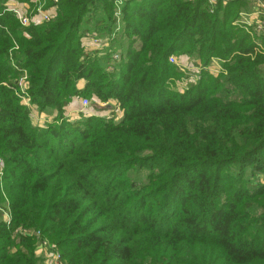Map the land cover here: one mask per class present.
Instances as JSON below:
<instances>
[{"label":"trees","instance_id":"16d2710c","mask_svg":"<svg viewBox=\"0 0 264 264\" xmlns=\"http://www.w3.org/2000/svg\"><path fill=\"white\" fill-rule=\"evenodd\" d=\"M8 1L0 197L10 223L0 220V264L43 261L36 238L17 228L39 230L65 264H264V183L245 180L264 177V36L232 25L249 4L123 0L126 44L109 72L106 54L86 52L81 39L113 30L117 0H58L50 21L27 27ZM180 54L217 58L223 71L202 68L180 90L187 74L168 60ZM22 69L28 107L15 94ZM78 96L114 100L121 118L68 120L64 107ZM48 109L54 122L33 124V111ZM137 170L143 181L131 179Z\"/></svg>","mask_w":264,"mask_h":264},{"label":"rangeland","instance_id":"374dc122","mask_svg":"<svg viewBox=\"0 0 264 264\" xmlns=\"http://www.w3.org/2000/svg\"><path fill=\"white\" fill-rule=\"evenodd\" d=\"M13 1V0H10ZM205 1V0H204ZM230 0H227L223 2L222 0H218L217 4H226ZM238 1H245L247 4H249V8L246 7V9H243L241 12L242 14H245L246 17H242L239 14H237V17L235 20L232 21V25L243 29L245 32H249V34L252 37H260L258 33L253 32V26L252 25H247L248 23L246 21H250V12L252 11L254 5H255V0H238ZM9 2V1H8ZM17 2V1H14ZM48 2L50 6L47 8L49 9L51 7V2L49 0H32L33 6L26 3L24 10L26 11V14L30 16L31 18H36L38 20L37 25L43 24L46 21H42L39 12L37 11V8H41L43 10L44 7L48 5ZM19 3V2H17ZM7 4V2H6ZM5 4V5H6ZM20 4V3H19ZM22 4V3H21ZM123 6V0H117L115 4V9H114V14L116 17V22L114 24V28L111 32L105 34V35H98L95 32L88 31L87 33L91 34L93 38H96L100 40L98 44L93 43L90 38H85V34L82 36L81 43L83 47L85 48L86 52L92 53L93 51H96L95 57L101 58L105 55L107 58V62L104 64L105 70L112 72V68L110 64L113 66L114 70L117 67V63L121 59V52H123L121 49H118L117 47L120 46L119 44L125 46L126 44V39L124 40L120 35L119 32L123 26L122 24V19L121 16L119 15L121 13V8ZM115 42H117V45L114 46ZM135 44L134 46H136ZM9 58L11 59V54H9ZM174 64H177L180 66L181 70L184 71L187 74V77L183 79L181 82H176V88L183 90L186 86L185 84L189 82H195L197 80V76L200 72V70L203 68L205 70H208L211 74L217 75L218 73L222 72V61L217 59V58H211L209 62L206 65H203L199 61H197L195 58L187 56L185 54H180V55H174ZM11 64L15 66V61L14 59L10 60ZM262 71H264V66L261 68ZM21 75L17 78L19 80L22 77H25V81L27 82V74L25 70H21ZM28 83V82H27ZM15 94L18 97V100L21 104L24 106L28 107L31 106V98L24 94V91H18L16 92L17 89V83H15ZM81 88V84L78 86ZM85 97H73L71 100H69L68 104L64 107V117L68 118V120L72 122H82L84 121L88 116H103L107 114L108 110L110 109L108 106L102 105V102L97 100V99H92V98H85L88 100V104L85 107L81 106V99ZM78 99L80 103H78ZM77 102V103H76ZM111 103V108L113 109L115 101L114 100H109ZM80 104V105H79ZM119 109V108H118ZM122 115V111L119 109L117 111V114L115 118L111 119L114 123H116L121 117L119 115ZM57 117V112L54 111L53 109H48L43 113H37L36 110L33 111L31 118L33 120V124H40L44 120L45 121H50L54 122V120ZM3 159L0 157V172H3ZM1 175L0 174V187H2L1 184ZM130 177L133 180H140L143 181L146 175L145 170H137L134 172H130ZM247 182H249L251 185L256 186L257 184H262L264 183V177L260 174L257 175H250L247 173V178L245 179ZM2 192V191H1ZM2 197V199H1ZM0 197V214H2V218L0 216V220L2 219L6 223V215L5 213H8L7 209V200L1 195ZM33 230V229H30ZM25 237V236H23ZM28 237V236H27ZM35 252V250H34ZM35 256L37 258L42 259V257L37 256L35 253ZM43 260V259H42ZM41 264H45V262L42 261Z\"/></svg>","mask_w":264,"mask_h":264},{"label":"built area","instance_id":"2783aa9c","mask_svg":"<svg viewBox=\"0 0 264 264\" xmlns=\"http://www.w3.org/2000/svg\"><path fill=\"white\" fill-rule=\"evenodd\" d=\"M51 2V7L47 10H43L41 8H37V11L40 14L42 21H50L56 14V4L58 0H49ZM209 5V10L213 11L214 7L217 4L218 0H206ZM223 2L227 0H222ZM26 3H17L14 1H9L5 5L6 10L13 14L19 24L23 27H27L31 24L37 25L38 20L36 18H31L26 14V11L24 10ZM240 16L246 17L245 14L239 13ZM250 21H246L247 25L253 26V32L261 34L264 36V0H255V5L250 12ZM85 38H90L93 43L98 44L100 40L93 38L91 34L86 33ZM169 62L173 63L174 59L172 56L168 58ZM112 71L114 70L113 66L110 64ZM17 83V90L18 91H24V94L28 95V83L25 81V77L20 78L16 81ZM29 96V95H28ZM30 97V96H29ZM88 104V100L83 98L81 99V106L85 107ZM102 105L108 106L110 109L108 110L107 114L105 115L106 119H113L115 118L118 109V105L114 104V108L112 109L111 103L109 101L102 102ZM121 117V114L119 115ZM1 174V172H0ZM6 215V224L9 225L10 223V215L9 212L5 213ZM13 235L15 236H33L36 238V244H35V253L37 256L43 257V262L45 264H65L61 258V254L57 247L53 244H51L48 239L44 238L42 236V233L39 230H30L28 228H17Z\"/></svg>","mask_w":264,"mask_h":264},{"label":"crops","instance_id":"0c3cea01","mask_svg":"<svg viewBox=\"0 0 264 264\" xmlns=\"http://www.w3.org/2000/svg\"><path fill=\"white\" fill-rule=\"evenodd\" d=\"M33 25H34V24H33ZM76 100H78V99H76ZM76 103H77V102H76ZM78 103H80L79 100H78ZM79 105H80V104H79ZM67 119H68V118H67ZM42 258H43V257H42Z\"/></svg>","mask_w":264,"mask_h":264}]
</instances>
